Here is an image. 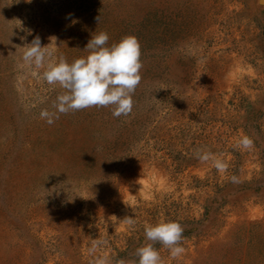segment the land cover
<instances>
[{"label": "rangeland", "instance_id": "rangeland-1", "mask_svg": "<svg viewBox=\"0 0 264 264\" xmlns=\"http://www.w3.org/2000/svg\"><path fill=\"white\" fill-rule=\"evenodd\" d=\"M100 32L139 41L132 112L49 125L64 90L21 47L71 64ZM160 221L184 229L163 264H264V0H0V264H138Z\"/></svg>", "mask_w": 264, "mask_h": 264}, {"label": "clouds", "instance_id": "clouds-1", "mask_svg": "<svg viewBox=\"0 0 264 264\" xmlns=\"http://www.w3.org/2000/svg\"><path fill=\"white\" fill-rule=\"evenodd\" d=\"M108 40L106 32L91 36L85 47L89 54L75 59L71 64L63 56L51 59L54 50L47 45L41 46L38 36L21 47L22 59L30 67L44 68L46 59L48 60L46 69L42 73L34 71L33 75L49 85L58 84L64 90L53 104L54 112L43 110L40 113L41 118L49 125L59 118V114L90 107H112L114 117L126 116L132 112V96L142 79L141 46L134 35H126L111 46H107ZM238 145L247 150L253 147V141L248 136H243ZM197 158L201 161L212 159L213 166L219 172L227 170L228 165L214 158L211 152L198 150ZM231 179L233 183L238 182L235 176ZM126 223L132 225L135 221L129 217ZM183 232L182 225L175 221L145 225L146 240L152 243L137 248L138 264H163L159 252L153 246L157 242L170 250L172 259L181 257L185 252L180 246ZM95 247L94 243L93 250ZM96 264H106V260L100 259ZM119 264H125V261L121 260Z\"/></svg>", "mask_w": 264, "mask_h": 264}]
</instances>
